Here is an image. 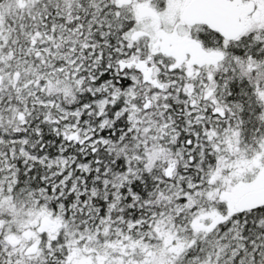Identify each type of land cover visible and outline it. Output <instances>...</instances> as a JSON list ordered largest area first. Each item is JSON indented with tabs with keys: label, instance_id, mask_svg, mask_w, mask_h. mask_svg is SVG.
Wrapping results in <instances>:
<instances>
[{
	"label": "snow or ice",
	"instance_id": "6c2138e0",
	"mask_svg": "<svg viewBox=\"0 0 264 264\" xmlns=\"http://www.w3.org/2000/svg\"><path fill=\"white\" fill-rule=\"evenodd\" d=\"M0 264H264V0H0Z\"/></svg>",
	"mask_w": 264,
	"mask_h": 264
}]
</instances>
